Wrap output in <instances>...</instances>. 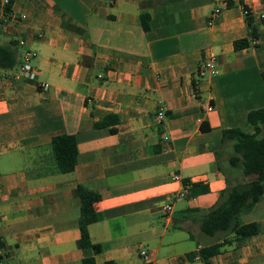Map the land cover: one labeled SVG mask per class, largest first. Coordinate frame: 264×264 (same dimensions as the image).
Returning <instances> with one entry per match:
<instances>
[{"label": "crops", "instance_id": "obj_1", "mask_svg": "<svg viewBox=\"0 0 264 264\" xmlns=\"http://www.w3.org/2000/svg\"><path fill=\"white\" fill-rule=\"evenodd\" d=\"M230 2L12 0L13 17H28L0 22V43H17L7 74L22 63L19 38L38 56L34 79L0 80V264H208L201 248L225 240L201 230L227 187L222 168L230 171L233 146L221 141L224 130H250L248 113L264 107V0L246 1L260 38L242 49L234 43L250 28ZM215 7L222 12L209 25ZM209 52L219 72L196 97ZM108 115L119 122L95 126ZM64 133L77 136L79 161L72 172L47 173L49 145ZM81 184L101 195L89 227L100 251L79 245ZM241 220L258 233L226 245L212 264H264V196Z\"/></svg>", "mask_w": 264, "mask_h": 264}, {"label": "trees", "instance_id": "obj_2", "mask_svg": "<svg viewBox=\"0 0 264 264\" xmlns=\"http://www.w3.org/2000/svg\"><path fill=\"white\" fill-rule=\"evenodd\" d=\"M150 18L148 12L141 14L145 30L151 27ZM246 20L250 28L249 36L236 40L234 43L236 49L256 45L260 38L254 23V15L247 14ZM16 45L14 41L7 46L0 43V69H12L18 64ZM262 76L264 80V71ZM112 117L113 115L106 116L96 122L95 126L104 127L119 122L117 116L114 122L110 121ZM247 124L250 130L234 127L225 129L223 133L221 141L223 143L230 141L233 146L229 159L230 171L222 168L226 175L227 187L222 191L220 200L202 217L201 230L211 237L222 234L225 240L216 241L201 249V258L207 263H212V258L221 253L226 245L234 243L243 245L258 233L257 223H243L241 215L251 210L264 196V107L251 110L248 113ZM49 148L53 167L48 169L47 173H68L75 169L79 161V144L75 134L64 133L54 136ZM79 191L82 201L79 245L83 248L94 247L96 251H100L99 245L92 241L89 227L99 219L95 204L101 199V195L83 184L79 185ZM84 263L95 264V260L86 259Z\"/></svg>", "mask_w": 264, "mask_h": 264}, {"label": "built area", "instance_id": "obj_3", "mask_svg": "<svg viewBox=\"0 0 264 264\" xmlns=\"http://www.w3.org/2000/svg\"><path fill=\"white\" fill-rule=\"evenodd\" d=\"M232 3L239 4L243 11L245 12V15L252 13L253 10L249 7V5L246 3L247 0H231ZM222 9L220 7H215L213 12L209 15L207 19V23L209 25H214L219 21L220 15H221ZM13 4L11 3V0H0V22L3 23L5 26H8L15 22H20L22 20H26L28 15L23 13L18 18L13 17ZM260 18H264V13L259 14ZM18 44L20 46L27 47L25 49L22 63L19 66V69L17 73L14 74H7L5 69H0V80L4 79H12V78H18L21 75H25L26 77L30 79H34L36 75L35 66L33 64V60L38 56V51L34 48H29L28 45V39L27 38H19L17 40ZM257 42V41H256ZM218 56L214 52H209L202 60L198 67V81L194 84V94L196 97H199L202 93V85L203 83L210 77L216 76L218 74ZM39 86L43 90H47L50 87L49 83L41 82ZM208 111H213L214 106L210 103L205 105ZM166 110L164 107L159 106L157 114H156V120L158 122H163L164 118L166 117ZM167 137V136H166ZM179 197L186 196V192L182 191L177 194ZM173 208L172 204H166L162 206V210L165 212L171 211ZM202 249V248H201ZM142 254L147 256L146 250L142 251ZM212 264V263H208Z\"/></svg>", "mask_w": 264, "mask_h": 264}]
</instances>
